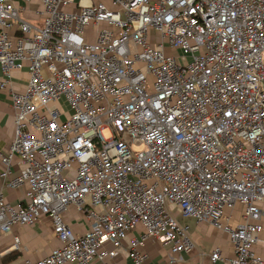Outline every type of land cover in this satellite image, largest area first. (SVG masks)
Segmentation results:
<instances>
[{"label":"built area","instance_id":"2783aa9c","mask_svg":"<svg viewBox=\"0 0 264 264\" xmlns=\"http://www.w3.org/2000/svg\"><path fill=\"white\" fill-rule=\"evenodd\" d=\"M36 1L40 25L0 0L14 110L0 182L26 187L15 204L0 195V235L46 216L59 244L34 264H113L135 231L126 264H151L146 241L179 261L192 243L178 212L227 234L233 256L211 262L264 264V0Z\"/></svg>","mask_w":264,"mask_h":264},{"label":"crops","instance_id":"0c3cea01","mask_svg":"<svg viewBox=\"0 0 264 264\" xmlns=\"http://www.w3.org/2000/svg\"><path fill=\"white\" fill-rule=\"evenodd\" d=\"M20 9V16L32 25H40L41 18L36 10L40 8L36 0L25 3L23 0H13ZM27 74L23 70H13L11 73V89L21 91ZM1 78V70H0ZM14 131V110L11 105L10 91L0 90V153L5 152L13 138ZM2 164L0 163V169ZM13 173L17 171V166L12 167ZM26 187L24 185L16 188L5 187L0 182V195L11 204H15L24 196ZM240 209L236 206L233 210H227L226 215H234ZM180 221L189 224V239L191 246L180 253L181 260L168 261V246L157 242L146 241L143 250L149 256L151 264H224L222 261L215 263L210 261L209 255L214 248H219L223 257L233 256V246L227 234L220 228L215 227L210 221H195L192 218H183L175 212ZM64 218L76 233H82L88 227V221L84 215L79 213L74 205H70L64 212ZM232 218H230V221ZM264 223V215L261 218ZM226 223V217L221 220ZM137 232V231H135ZM132 232L122 242L116 259L110 261L113 264H126L125 248L129 243V238L137 235ZM17 235L20 239V247L12 248V238ZM59 244L58 239L53 235L50 228V220L43 216L37 223L31 226H16L10 233L0 235V264H34L35 261L45 256L53 247ZM256 253L264 258V232L259 234L257 243L254 245ZM91 264H103L100 261H93Z\"/></svg>","mask_w":264,"mask_h":264},{"label":"rangeland","instance_id":"374dc122","mask_svg":"<svg viewBox=\"0 0 264 264\" xmlns=\"http://www.w3.org/2000/svg\"><path fill=\"white\" fill-rule=\"evenodd\" d=\"M103 135H104L105 138L109 137V133H108L107 131H104V132H103ZM140 148H141V147H140Z\"/></svg>","mask_w":264,"mask_h":264}]
</instances>
